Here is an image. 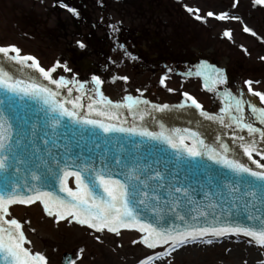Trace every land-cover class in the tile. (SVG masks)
<instances>
[{
  "label": "snow or ice",
  "instance_id": "6c2138e0",
  "mask_svg": "<svg viewBox=\"0 0 264 264\" xmlns=\"http://www.w3.org/2000/svg\"><path fill=\"white\" fill-rule=\"evenodd\" d=\"M238 0H233V7ZM256 5L264 6V0H254ZM62 7L74 15L79 13L67 4ZM193 12L192 8H188ZM196 13L199 9L195 10ZM215 17L225 20L227 13L219 14L208 11L205 17L196 15V19ZM231 19L239 20L233 16ZM245 32L256 33L249 27ZM224 35L231 38V31ZM80 48L85 45L77 41ZM123 48V45H120ZM127 55H130L126 53ZM7 62L26 66L39 75L37 78L18 79L8 68ZM31 62V63H29ZM57 61L54 66L45 69L38 60L29 54H22L16 45H0V264H48L47 258L40 252H32L25 247L27 241L20 220L10 218L12 205H32L39 202L44 212L58 223L66 221L87 226L96 232L120 234L121 229L138 230L142 235L139 241L149 250L163 247L162 251H153L142 258L138 264H156L165 261L177 249L189 243H213V238L226 235H243L249 237L259 246H264V163L253 160L259 170H254L245 163L231 158L229 145L220 142L218 147L205 143L198 132L192 129H168L160 123V131H149L144 127H122L105 120H119L122 106L132 112L141 121L151 116L147 108L141 110L140 105L148 106V100L127 96L123 102L114 103L104 96L99 86L103 83L99 76L92 80L97 86L94 96L87 104L89 114L100 118H88L77 110L84 107L81 96L75 99H60V89L67 88L73 92L69 84L77 85L76 91L84 93V83L66 80L63 76L53 78V73L60 67ZM65 71L71 69L64 66ZM205 87L224 83L223 71L214 66H203ZM39 77L48 84L40 81ZM127 80L128 77H121ZM162 78L160 83L164 84ZM258 83V82H257ZM54 85L55 88L48 85ZM247 91L264 102V93L253 91L252 81H245ZM168 91H174L169 88ZM184 102L177 107L189 104L199 110L205 119L217 122L224 128L232 129L234 142H239L243 153L251 159L253 153L264 156V106H257L250 100L224 91L223 107L220 114H210L189 93L184 92ZM41 105L44 123L33 106ZM71 105L68 107L66 105ZM245 105L252 119L246 118ZM157 112L171 110L168 104H151ZM67 118V121L64 120ZM256 122L261 125L256 126ZM69 123L78 125L81 133L76 141L74 151L71 144L63 145V153L54 155L48 148L38 145L54 144L49 138L57 135L59 129L67 130ZM48 129L38 131V129ZM103 133H128L139 135L143 139L130 140V147L119 145V150L112 151L106 144L97 142L95 130ZM246 131L247 139L238 133ZM84 134L95 137L91 147L82 144ZM75 135V133H73ZM221 138L218 136L217 140ZM186 141H191L187 143ZM158 142V143H154ZM166 145L175 150L171 157L167 154ZM219 149V150H218ZM222 164L231 175L220 174L218 178L208 177L209 184L215 180L216 192H204L205 199L224 197L226 193L232 198L226 219H218L215 215L209 219L210 213L194 199L198 190L194 188L188 175H179V165L200 166L204 157ZM69 178L74 179L75 187L69 186ZM200 182L198 181V184ZM203 190V184H200ZM227 204L228 201L225 200ZM259 204L261 207H257ZM196 205V207H193ZM221 207V205H213ZM232 209L244 213L241 217ZM171 214V215H169ZM223 216V213H221ZM95 239L100 241L101 237ZM83 253L78 249L77 258ZM67 264H75V260L66 258Z\"/></svg>",
  "mask_w": 264,
  "mask_h": 264
},
{
  "label": "flooded vegetation",
  "instance_id": "af4514ba",
  "mask_svg": "<svg viewBox=\"0 0 264 264\" xmlns=\"http://www.w3.org/2000/svg\"><path fill=\"white\" fill-rule=\"evenodd\" d=\"M62 4L75 8L79 15ZM232 5L233 0H0V45L18 46L46 70L59 61L61 66L53 78L83 82L82 95L76 91L77 85L68 87L73 88L75 98L81 96L85 107L97 87L92 77L99 76L103 81L100 91L114 103L123 104L130 95L148 100V106H141L149 110L151 104H168L181 111L177 106L184 102L183 95L168 91L173 88L165 83L180 84L184 72L200 76L205 65L222 70L226 77L224 83L208 82V86L245 90L241 78L246 74L242 70L245 58L240 53L245 50L240 41L246 36L263 39L264 6L254 0L251 4L238 0ZM208 11L224 12L229 18L206 17V23L195 18L205 17ZM233 16L240 19H231ZM245 26L256 35L245 32ZM226 30L231 31V38L224 35ZM77 41L85 47L80 48ZM228 71L233 75H227ZM125 76L127 80L121 79ZM117 111L119 117L134 120L126 107Z\"/></svg>",
  "mask_w": 264,
  "mask_h": 264
},
{
  "label": "rangeland",
  "instance_id": "374dc122",
  "mask_svg": "<svg viewBox=\"0 0 264 264\" xmlns=\"http://www.w3.org/2000/svg\"><path fill=\"white\" fill-rule=\"evenodd\" d=\"M252 1L245 0L246 4H251ZM240 43L245 50L240 52L245 58V70H242L246 74L241 77L245 94L264 106V102H261L259 97L247 91L248 86L245 84V81L250 80L253 82L254 92L264 93V37L262 40L256 41V39L251 40L246 36ZM239 70L240 75L242 70ZM184 75L180 84L172 85L173 81L167 80L165 86L172 87L175 91L178 90L181 95L184 92L189 93L207 112H220L221 102L224 103L223 99L219 98L222 97V91L231 90L233 94L237 92L235 86H220V88L208 86L209 88H206L203 80L205 76L202 74L194 77L184 72ZM227 75L233 74L228 71ZM237 75L233 76V79H237L239 76ZM240 81H237V84ZM167 93L165 99L169 96ZM184 99L183 97L182 100L184 101ZM13 217L21 221L27 241H30L25 244V247H28L32 252L42 253L47 258L48 264H61L65 253L74 255L75 264H138L142 258L153 251L163 250V247L149 250L140 242L134 244L133 241H139L142 235L138 230H121L117 235L106 230L99 233L75 222L72 224L66 221L57 223L53 217H49L44 212L39 202L32 205H12L10 218ZM96 236L101 237L100 241L95 239ZM249 239L251 238L243 235L235 236L227 245L226 243L222 245L221 241H213L212 244L196 242L200 250L188 248L176 258L170 255L165 261H156V264H250L248 257L251 253L257 257L256 264H264V246H259L254 241L249 243ZM81 248L83 253L77 258V251ZM235 248L239 250L235 257H228L229 251ZM246 251H248L247 254Z\"/></svg>",
  "mask_w": 264,
  "mask_h": 264
},
{
  "label": "water",
  "instance_id": "95a60500",
  "mask_svg": "<svg viewBox=\"0 0 264 264\" xmlns=\"http://www.w3.org/2000/svg\"><path fill=\"white\" fill-rule=\"evenodd\" d=\"M8 68L11 70L12 73L15 74L16 78L18 79H28L29 77L37 78L38 73L34 70H30L28 68H25V66H19L12 62H7ZM40 81L48 84L46 80H43L42 77H39ZM66 79V78H65ZM69 80V79H67ZM70 81V80H69ZM50 87L55 88L54 85H48ZM88 88V87H87ZM60 99L64 100H71L75 99V96L72 94H69L67 90L60 89ZM226 91V90H225ZM224 91L221 92V94ZM29 103H33V106L39 116L40 123H44V113L40 111L41 105H35L34 102L29 101ZM68 107H71V105H66ZM246 108L247 105H245ZM141 110H144L145 108L140 105ZM183 110L179 111L178 108L174 109L171 108V110L165 111L163 113L154 111L152 109H147L148 112L151 113V116L146 115L145 119L141 121L139 118L134 117L133 119H127L120 117L119 120L116 121H109L105 120L106 123H116L119 126L122 127H144L147 128L149 131L158 132L160 131V123H163L166 128L168 129H192L195 132H198L200 134V137L204 139L205 143H207L210 146L218 147L219 143L222 141L224 143H227L229 145V153L228 155L231 158L237 159L242 163H245L249 167L253 168L254 170H259L257 168V165L253 163L254 158L252 157L249 159L247 155L243 153V150L239 147V142L235 141L234 138L231 135L232 129L224 128L222 125L218 124L217 122L209 121L202 117L199 114V110H189L188 107H182ZM245 108V110H246ZM81 115H86L88 118H100L104 119L102 117H97L94 113L89 114L87 107H83L79 110H77ZM248 112L245 111V115L249 116L247 114ZM251 114V113H249ZM248 118V117H246ZM252 119V116L249 118ZM65 121H67V118H64ZM256 126L260 127L258 122H256ZM79 128L78 125H74L69 123V126L67 130L61 128L57 132V135L55 137H52L51 133H49V138L54 140V144L49 145H38V147L41 148H48L54 155L57 151H59L61 154L63 153V145L71 144L74 151H79L78 148H76V141H79L81 133L77 131ZM48 129H38V131H47ZM239 134L244 135L247 139V133L239 132ZM75 133V135H73ZM96 136H98L100 139L97 141L99 143L106 144L107 148H110L112 151L119 150V145L117 144V141H119V144L124 145L125 148L130 147L129 141L135 140L139 141L143 139V137H140L139 135H129L128 133H103L102 130L96 129L95 130ZM220 137V140H217V137ZM95 140V137L90 134H84V140L81 141L82 144H87L88 147H91L93 144V141ZM187 143H191V141H186ZM158 143V142H154ZM162 147H165L167 149V154L169 157L172 156V154L175 152V150L171 149L170 147L163 145ZM261 147H264V145H261ZM219 150V149H218ZM253 156H260L257 153H253ZM264 157V156H261ZM220 174L223 175H231L230 171L225 168L222 164H218L215 161L209 159L207 156L204 157V160L201 162L200 166H197L195 163H193L191 166L187 164H180L179 165V175L181 177L188 175L189 180L194 188H197L198 195L194 197L198 201V204L203 208V210H206L210 213L209 219H212V216L215 215L218 219H226L228 214V209L231 205L232 198L228 197L227 194H224V197H210L208 199H205L203 196L204 192H216L217 188L215 186V180L212 181L211 184L208 182V177H216ZM73 180V178H69V181ZM198 181L200 182L198 184ZM200 184H203V190H200ZM70 185L72 186V182H70ZM75 185V183H74ZM225 200L228 201V203H225ZM213 205H221V207H213ZM193 207H196V205H193ZM257 207H261L259 204H257ZM233 212H235L239 216H243L244 213L237 209H232ZM223 213V216L221 215ZM171 215V214H169ZM121 230H134V229H121ZM233 235H226L222 236L221 238L230 237ZM66 258L73 259V254L71 253H65L62 257L61 264H67Z\"/></svg>",
  "mask_w": 264,
  "mask_h": 264
},
{
  "label": "bare ground",
  "instance_id": "6f19581e",
  "mask_svg": "<svg viewBox=\"0 0 264 264\" xmlns=\"http://www.w3.org/2000/svg\"><path fill=\"white\" fill-rule=\"evenodd\" d=\"M241 95V93H239L237 96H240ZM243 95V98L244 99H246V100H250V101H252L253 103H255V104H257V106L259 107V105H258V102L257 101H255L252 97H250L248 94H242ZM220 98H222L221 96H220ZM221 105H222V107H223V104H222V102H221ZM233 238H235V235H233L232 237H226V238H213V241H215V242H218V241H221L222 242V245L223 244H225L226 243V245L228 244V243H230V241L231 240H233ZM199 245H197V243H191V244H187V245H185V246H183V247H181V248H179V249H177L175 252H173L171 255L172 256H174V258H176L179 254H181V253H183L184 252V250H186V249H191V250H193V249H195V250H198L199 248ZM196 248H198V249H196ZM200 250V249H199ZM239 250H237L236 248L235 249H231L230 251H229V253H228V257H235V254H237V252H238ZM251 252V251H250ZM248 253V251H246V254ZM248 261H249V263L250 264H256V262H257V257L253 254V253H251L250 255H249V257H248Z\"/></svg>",
  "mask_w": 264,
  "mask_h": 264
}]
</instances>
